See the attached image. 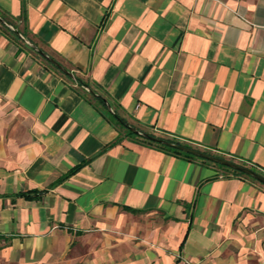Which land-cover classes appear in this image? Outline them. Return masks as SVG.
<instances>
[{"label": "crops", "instance_id": "obj_1", "mask_svg": "<svg viewBox=\"0 0 264 264\" xmlns=\"http://www.w3.org/2000/svg\"><path fill=\"white\" fill-rule=\"evenodd\" d=\"M0 11L131 125L264 174V0ZM36 52L0 26V264H264V183L138 137L109 144L116 124Z\"/></svg>", "mask_w": 264, "mask_h": 264}, {"label": "trees", "instance_id": "obj_2", "mask_svg": "<svg viewBox=\"0 0 264 264\" xmlns=\"http://www.w3.org/2000/svg\"><path fill=\"white\" fill-rule=\"evenodd\" d=\"M25 4L23 3L22 5V15L25 14ZM0 15L7 19L9 22H11L12 24H14L23 34H25L27 37H29V39L33 40L35 43H37L33 38L32 36L29 34L26 26L22 23V18H21V21H19L18 18L14 19L12 18L11 16L7 15L6 13L4 12H1L0 11ZM22 23V24H21ZM0 26L5 29L6 31L10 32L13 36H15L16 38H18V36L12 31L10 30L6 25H4L2 22H0ZM42 47V46H41ZM43 50H45L47 53H49L51 56H53L55 59H57L53 54H51L49 51H47L44 47H42ZM36 54L43 60L45 61L48 65H50L51 67H53L54 69H56L57 71L61 72L63 75L67 76L66 74H64L56 65H54L52 62H50L49 60H47L46 58H44L42 55H40L38 52H36ZM58 60V59H57ZM61 62V61H60ZM69 69H72L73 73L75 74L74 75V78L71 79V81L75 84L77 90H82L83 93H86L88 94L89 96V99L92 101V103L97 107L99 108V110L107 117L109 118L111 121H113L118 130H119V133L117 134V136L115 137L114 140H112L109 144H112L114 142H117L118 140H120V138L123 136V135H127V136H133V137H138L140 140H142L143 142H146V143H149L151 145H155L157 147H160V148H163V149H166V150H169L171 152H174V153H180V154H183L187 157H191V158H200L202 160H206V158H203V157H200V156H197V155H194L190 152H186V151H183V150H180L178 148H175L173 146H169V145H166L162 142H159V141H156L154 139H150V138H147V137H144V136H141L137 133H135L134 131L130 130L129 128V122L127 120V118L125 116H123L122 114H120V112L117 110V107H116V104L111 103L112 107H113V112L109 111L103 101V98L106 97L108 98V94L106 92L105 89H103L97 82H94V81H91L89 80V78L85 77L84 75L80 74L77 72V70L75 68H69ZM68 77V76H67ZM88 87L89 90L86 88ZM80 88V89H79ZM131 125V124H130ZM153 134V133H151ZM155 135V134H153ZM162 137H165V138H168V139H171V140H175V141H178L180 143H183V144H186V145H190L189 143L185 142V141H182V140H178L174 137H169V136H162ZM191 146V145H190ZM216 164L226 168L227 170L231 171V172H235V173H239V174H243V175H246L254 180H256L255 178L251 177L250 175L240 171V170H237V169H234V168H231V167H228L226 165H223V164H220V163H217L215 162ZM254 168L255 170H258L256 169L255 167H252ZM258 181V180H256ZM42 191L41 190H37V189H33V190H27V191H22L20 194L30 198V197H35V196H38L39 194H41Z\"/></svg>", "mask_w": 264, "mask_h": 264}, {"label": "water", "instance_id": "obj_3", "mask_svg": "<svg viewBox=\"0 0 264 264\" xmlns=\"http://www.w3.org/2000/svg\"><path fill=\"white\" fill-rule=\"evenodd\" d=\"M0 22H2L4 25H6L18 37H20L25 43H27L29 46H31L35 51H37L39 54H41L44 58H46L47 60L52 62L54 65H56L62 72L69 75L72 79L74 78V73L71 70H69L67 67H65L63 64H61L59 61H57L49 53H47L46 51L41 49L37 44H35L25 34H23L14 24L9 22L7 19L3 18L1 15H0ZM87 89L89 90L88 87H87ZM103 101H104L107 109L109 111L113 112V107L109 103L108 99L104 97ZM128 126H129L130 130L134 131L135 133H137L141 136H144V137H147L150 139H154V140L162 142L166 145L173 146V147L178 148L180 150L190 152L194 155H197V156L212 160L214 162L226 165L228 167L240 170V171L250 175L251 177L259 180L260 182L264 183V174L255 170L254 168H251L250 166L244 165V164L239 163V162L232 160L230 158H226V157H223V156H220L217 154H213V153L201 150L199 148H196V147H193L190 145L180 143V142L175 141V140H171V139H168V138H165L162 136L153 135L147 131L140 130L139 128H137L133 125H130V124Z\"/></svg>", "mask_w": 264, "mask_h": 264}, {"label": "rangeland", "instance_id": "obj_4", "mask_svg": "<svg viewBox=\"0 0 264 264\" xmlns=\"http://www.w3.org/2000/svg\"><path fill=\"white\" fill-rule=\"evenodd\" d=\"M185 263L186 264H193V262H191L190 260H187V259H185Z\"/></svg>", "mask_w": 264, "mask_h": 264}, {"label": "built area", "instance_id": "obj_5", "mask_svg": "<svg viewBox=\"0 0 264 264\" xmlns=\"http://www.w3.org/2000/svg\"><path fill=\"white\" fill-rule=\"evenodd\" d=\"M87 88V87H86Z\"/></svg>", "mask_w": 264, "mask_h": 264}]
</instances>
